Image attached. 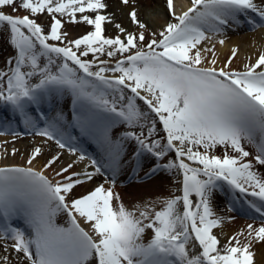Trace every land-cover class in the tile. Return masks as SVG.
<instances>
[{
  "label": "snow or ice",
  "instance_id": "snow-or-ice-1",
  "mask_svg": "<svg viewBox=\"0 0 264 264\" xmlns=\"http://www.w3.org/2000/svg\"><path fill=\"white\" fill-rule=\"evenodd\" d=\"M122 3L128 5L129 0ZM166 6L172 19L147 38L148 26L131 11L139 30L122 39L103 35L102 0H0V35L7 32V42L15 49L0 69V102L36 135L76 155L71 144L75 137L60 130L64 113L49 116L43 110L70 93L74 126L102 153L100 161L91 160L94 171H71L86 158L83 152L59 170L54 165L60 155H53L37 170L32 165L41 154L39 147L27 159L29 166L0 167V240L13 241L9 247L20 264H253L252 245L264 242V174L255 170L264 167V51L243 69H233L238 52L233 48L224 66L217 68L215 58L207 61L202 55L214 57L215 46H199L211 39L206 33L222 35L239 26L242 17L253 29L264 27V0L260 5L255 0H191L180 15L173 0H166ZM8 8L11 12L5 11ZM21 10L28 14H14ZM45 12L52 21L47 33L32 18ZM86 12L97 14L77 20V13ZM248 13L258 15L259 24ZM56 14L95 30L64 46L51 44L67 37ZM115 27L125 33L119 24ZM89 53L94 60L82 59ZM97 54L116 58L114 66ZM108 72L113 76L105 75ZM41 120L45 127L37 129ZM9 125L0 120V128ZM117 125L127 130L114 138ZM128 141L135 144L131 153ZM218 146L222 156L214 154ZM170 153L175 160L161 163ZM145 156L154 158L145 177L173 169L182 174V195L164 199L159 210L154 202L129 208L116 192L121 169L132 165L133 175H138ZM49 169L60 179H50ZM97 175L105 176L104 183L69 198L77 185ZM224 191L233 203L239 201L258 214L260 224H248L221 246L213 229L224 218L216 215L213 199ZM60 213L67 216V226L56 222ZM190 241L193 249L198 245V253L190 250ZM0 264L12 261L4 255Z\"/></svg>",
  "mask_w": 264,
  "mask_h": 264
},
{
  "label": "bare ground",
  "instance_id": "bare-ground-1",
  "mask_svg": "<svg viewBox=\"0 0 264 264\" xmlns=\"http://www.w3.org/2000/svg\"><path fill=\"white\" fill-rule=\"evenodd\" d=\"M102 2L106 4V8L99 10V14L104 15L106 19L110 16L115 21L108 24L102 22L103 35L109 38H114L115 36L120 35L123 39L126 33H136L139 30L137 25L132 22L129 15V13L133 10L136 11L138 20L145 23L149 28V33L146 34V38L150 36L151 31H160L162 29V26H164L172 19L171 13L166 6V0H129L128 5L123 4L122 0H102ZM255 2L258 5L261 4V0H255ZM112 4H114L115 7L112 6ZM182 5L180 13L186 11L187 8L191 6V2L188 3L184 1ZM5 11L11 12V9L8 8L5 9ZM123 11L127 12L128 16L126 18L125 15H122ZM14 14L23 16L28 13L21 10ZM96 14L97 13L95 12H86L84 14L77 13L76 17L77 20H79L82 15H88L91 18H94ZM56 15L57 18L61 19L62 21L61 32H66L67 37L65 38V41L63 43L60 41H49V43L51 44L64 46V44H66L68 40H75L86 35L88 32L95 30L93 25H88L84 22L71 23L69 22V17L67 15L63 17H61L59 14ZM253 15L256 14L248 13V17L255 19L259 24V16L256 15L257 18H255ZM32 18L36 19L37 22L44 27L46 33L50 30V24L52 23V21L50 15L47 12ZM241 19L243 22L239 26L233 25L232 27L228 28L222 35L216 34V37L214 39L206 40L199 46L201 48H212L213 45L215 46L214 57L212 53L207 52H202V55L207 57V61H211L213 58H215V66L217 68L224 66L227 58L231 56L233 48H236L238 50L237 55L233 59L231 64V67L233 69H243L246 63L255 62V60L258 58V55L262 51H264V27L257 26L253 29L252 26L249 25L243 17ZM117 24L125 29V33L119 32V30L115 27V25ZM206 35H208V33H206ZM221 39L225 41L223 45L218 43V41ZM14 55L15 49H13L7 42V32H5L4 35H0V69H5L6 61L9 57H12ZM97 55L99 56V59L108 60L109 64L114 66L116 58H108L107 56L100 54ZM82 59L92 61L95 59V57L93 56V54L89 53L87 57H82ZM96 63L98 64L99 60H97ZM105 75L111 77L113 76V73L108 72ZM125 91L127 92L128 90L126 89ZM138 103L143 106V102ZM45 106H48V109ZM45 106L43 109H47V114L49 116L55 115V113L50 112L62 111L65 115L66 123H69V108H72L70 93L66 94L59 103ZM2 107L4 106L2 105V102H0V120L10 121V125L8 127L0 128V131L3 132V134H0V167L29 166L27 164V159L31 156L33 150L36 147H39L41 149V154L36 158L32 165L37 170L42 168L45 162L56 154L60 155V161L56 165H54V168L56 170H59V168L66 166L67 164L74 161L66 158L63 155V150L59 149L57 146H52L51 143L55 141H49L47 137L37 135L36 138L42 139V141L38 142L35 145L27 144L24 141V136L20 133V130L16 123V119L14 118L11 121L10 117L6 116L1 109ZM75 128H71V131H68L65 134L66 136L70 135L72 137H75V139L71 141L72 146L78 148L79 145H88L89 143V145H91V148L89 149H91V151L93 152L94 159L100 161L102 158V153L99 147L87 137L86 140H82L81 138H84V136H82L81 133L78 134V136H75L73 132L75 131L77 133L80 131L78 128ZM158 128L161 129L160 135H165L162 132V126L158 125ZM113 129H116L123 133L127 130V127L126 125H117ZM66 130H68V125L64 131ZM13 132L17 133L18 135H13ZM34 135L35 133H33L31 137H33ZM113 137L116 138L115 135H113ZM44 139L45 141H43ZM244 144L246 150H249L248 147L253 148L252 145L247 144V142H244ZM92 146H94L93 149ZM83 147L85 149V146ZM126 147L127 151L131 153L133 148L135 147V144L132 141H128ZM87 148L88 147H86L85 150H87ZM14 149L15 154H13ZM223 152V148L219 146L214 150V154L218 156H222ZM168 160H175L174 153H170L167 157L164 158L163 161H161V163H167ZM142 162L143 168L138 175H133L132 165H126L121 169L119 175L117 176L116 192L119 193V195L123 199V203L129 208L138 203L154 202L155 208L159 210L163 206L162 201L164 199L177 196L178 193L181 192L179 171L177 169H173L171 170V172L162 171L149 178L145 177V173L149 170L150 167L154 166V158L145 156L142 158ZM185 162L191 163L187 160H185ZM192 166L195 167L196 165L193 164ZM255 170L260 171V166H257ZM71 171H82L81 164L77 163ZM88 171H94V169H90ZM102 171H105V175L107 176L111 175V173L105 169H102ZM46 174L50 179H60V177H55V173L51 169L46 170ZM104 180V176L97 175L92 181L82 185H77L73 189V192L70 194L69 198H77L81 195L87 194V192L92 190L95 186L104 183ZM108 186L109 185L105 184V187ZM237 205H240L241 207L236 208ZM213 207L216 215L218 217L224 218L221 226L213 229V234L220 237L219 241L221 246L226 244L231 236L235 235L241 230L246 229L248 224L251 223L257 227L260 224V217L258 214L249 212L245 206L241 205L239 201L233 203L232 197L228 195L226 191L218 192L214 196ZM56 222L61 226H67L68 218L64 213H60L56 217ZM14 223L20 227H25L21 221H15ZM81 226L85 227L86 230L88 228V226L83 223ZM148 234H150V230ZM240 239L242 242H244L245 237L241 236ZM12 243L13 241L11 240H0V256L7 255L12 261V264H20L17 253H15L9 247ZM5 247H9L8 252H4ZM251 250L253 252V264H264V242L254 243ZM194 252L198 253V249H194Z\"/></svg>",
  "mask_w": 264,
  "mask_h": 264
},
{
  "label": "rangeland",
  "instance_id": "rangeland-1",
  "mask_svg": "<svg viewBox=\"0 0 264 264\" xmlns=\"http://www.w3.org/2000/svg\"><path fill=\"white\" fill-rule=\"evenodd\" d=\"M188 2V3H190L191 2V0H173V4H174V11H175V13L177 14V15H180L181 13H180V9H181V7L183 6L182 5V3L183 2ZM182 5V6H181ZM112 6H114L115 7V5L114 4H112ZM122 15H125V18L128 16L127 15V12L126 11H123L122 12ZM113 23V22H115L114 20H113V18L112 17H108L106 20H105V24H108V23ZM208 36H210L211 37V39H214L215 37H216V34H212V33H208ZM115 75H119L118 73L117 74H115ZM76 134V133H75ZM51 145L52 146H57L56 145V143L55 142H53V143H51ZM58 147V146H57ZM220 147V146H219ZM59 148V147H58ZM222 148V147H221ZM60 149V148H59ZM248 149L250 150V151H252L254 154H255V149L254 148H250V147H248ZM61 150H63V152H64V156L66 157V158H68V159H71V160H74V161H76L77 160V157L81 154V152L80 151H77V153H76V155H73V154H71L70 152H69V150L66 148V149H61ZM78 150V149H77ZM84 155H85V159L84 160H86V161H88V164H84L83 163V165H82V167H81V170H85V169H87L88 168V166H90L91 165V158L89 157V155L87 154V153H83ZM77 163H79V162H77ZM91 167V166H90ZM260 168H261V170L259 171L261 174H264V167H262V166H260ZM179 175H180V181H182V174L179 172ZM105 177V176H104ZM181 184V183H180ZM180 189H181V185H180ZM182 195V192H180V193H178V195L177 196H181ZM191 199L195 202L196 201V197L195 196H193V197H191ZM178 207H180V206H178ZM217 238L219 239L220 237L219 236H217ZM220 240V239H219ZM189 248H190V250L191 251H194V249H193V244H192V241H190L189 242ZM195 249H198V252L200 251V249H199V247H198V245L195 247Z\"/></svg>",
  "mask_w": 264,
  "mask_h": 264
}]
</instances>
